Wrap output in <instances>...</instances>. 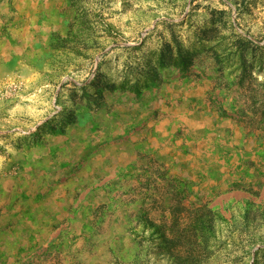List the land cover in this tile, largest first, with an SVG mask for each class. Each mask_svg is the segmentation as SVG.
I'll list each match as a JSON object with an SVG mask.
<instances>
[{
	"label": "rangeland",
	"instance_id": "374dc122",
	"mask_svg": "<svg viewBox=\"0 0 264 264\" xmlns=\"http://www.w3.org/2000/svg\"><path fill=\"white\" fill-rule=\"evenodd\" d=\"M0 264H264V0H0Z\"/></svg>",
	"mask_w": 264,
	"mask_h": 264
}]
</instances>
